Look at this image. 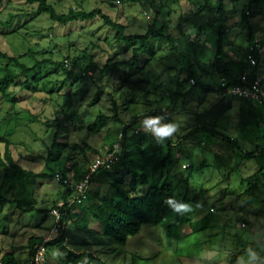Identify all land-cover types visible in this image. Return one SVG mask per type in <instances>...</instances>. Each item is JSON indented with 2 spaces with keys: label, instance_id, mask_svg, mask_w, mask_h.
<instances>
[{
  "label": "rangeland",
  "instance_id": "rangeland-1",
  "mask_svg": "<svg viewBox=\"0 0 264 264\" xmlns=\"http://www.w3.org/2000/svg\"><path fill=\"white\" fill-rule=\"evenodd\" d=\"M202 1L163 0L168 31L176 38L179 50L188 56H191L190 47L181 35L191 42L195 41L199 54L209 57L215 50L217 26L204 27L199 31L187 22ZM249 1L224 0L227 28L225 52L229 61L246 59L243 50L248 46V26L242 20V13L247 10ZM48 2L58 12H66L69 8H100L113 20L126 26L125 34H144L149 20L146 14L153 16V11L145 2ZM248 21L262 49V64L259 63V67L261 64L264 71V0L252 8ZM138 44L117 42L114 30L98 17L61 26L47 15L36 13L35 6L26 4L24 0H0V51L17 57L27 66L36 65L34 70L21 75L16 84L8 89L7 98L0 95V135L10 141V151L18 164L35 172H47L45 159L51 143L55 141L58 153L52 156L49 166L56 175L61 176L60 171H65L69 177L75 169H88L97 158L103 157L110 145L118 140L123 125L132 122L128 134L135 129L152 132L156 136V144L162 146L160 149L157 147L155 152L144 153L149 166L148 181L138 186V194L164 182L172 186L176 198L186 194L191 199L199 189L206 190L197 204L192 200L186 204L187 208L181 215L187 218L185 223L177 222L175 216L165 219L164 224L176 222L175 233L181 235L180 239L168 236L164 225L144 224L138 233L121 243L114 241L106 232L93 234L67 223L65 246L73 252L86 253L76 264H204V260H225L243 248L251 247L253 242H264V216L256 220L253 213L260 207L264 196V178L258 175L253 193L244 195L247 182H241V179L253 174L257 163L254 159L243 158L241 150L227 141L230 139L239 143L235 136L238 129L232 126L236 120L233 115L235 108L212 125L211 116L206 122V117L198 113L205 110L208 100L217 95L215 92H203L197 88L191 97H181L177 103H170L166 94L178 88L176 84L160 86L166 78L163 70L172 68L168 72L175 75L177 69L187 66V62L173 54L167 42L150 41L154 57L145 62L148 56L140 53L138 70L120 67L113 73L100 74L91 69L86 80H67L62 69L48 62H63L68 68L82 72L91 61L98 66H102L108 58L128 61L132 48ZM6 64L7 61L0 57V74ZM10 67L20 73L14 64ZM184 75L182 73L181 77ZM25 81L27 88L21 84ZM189 87L188 83H184L180 91ZM9 97L14 101H10ZM204 97L205 102L199 109L197 105L202 104L199 102ZM158 110L165 112L168 124L177 125L169 136L178 146L170 148L169 164L154 171L151 169L153 163L168 152L166 142L169 139L168 135L158 130L164 125L163 121L151 114ZM98 113L109 118L101 128L89 134L88 125ZM203 125L205 130L193 132L194 144L178 142V136ZM212 129L216 131L214 134ZM200 141L203 143L199 146ZM145 147L151 149L147 143ZM3 151L4 144L0 142V154ZM134 157L142 156L135 153ZM187 163L200 167L186 185L183 179ZM101 182L100 189L105 193L109 185ZM35 191L38 208L45 209L58 200L61 186L55 177L46 178L39 181ZM53 222L49 211L26 212L12 204L0 206V256L12 252L19 264H28L29 239L46 236ZM62 259L56 247L50 244L44 264H65ZM235 264H264V247H259Z\"/></svg>",
  "mask_w": 264,
  "mask_h": 264
},
{
  "label": "trees",
  "instance_id": "trees-1",
  "mask_svg": "<svg viewBox=\"0 0 264 264\" xmlns=\"http://www.w3.org/2000/svg\"><path fill=\"white\" fill-rule=\"evenodd\" d=\"M26 4L34 5L35 12L39 14H45L48 18L61 26H66L73 22H85L92 20L96 17L100 18L103 23L114 30V39L117 42H138L137 46L132 48V55L128 61H115L112 58H108L102 66H98L94 62L84 67L82 72H76L73 68H68L63 62H52L57 68L62 69L66 74V79L86 80L88 78V72L91 69H96L100 74L113 73L120 67H128L130 69L138 70L140 62V53L148 56L145 62L150 61L154 57V48L150 47V41L168 43L170 51L181 56L183 61L187 62V66L177 69L175 75H170L167 68L163 70L166 73V78L162 80L160 86L163 84H176V91H169L166 96L169 98L170 103L176 101L180 97H187L193 93L197 88L202 89L204 92L216 91L219 95L224 91V88L230 85L241 84L240 76L244 71H249L248 80H252L256 75L255 71L262 61L261 52H258L257 45L259 42L256 40L254 30L248 21V15L252 8L256 7L261 0H250L247 3V10L242 13V20L248 26L247 28V44L248 46L243 50V56L252 54L256 59V64L251 68L244 60L229 61L226 59L227 53L225 52L226 45V22H225V7L224 0H203L201 6L188 18L187 22L194 26L199 31L204 27L217 26L216 46L213 53L208 57L205 54L198 53V47L195 41H189L185 36L183 41L190 47L191 56L186 55L178 48L177 40L168 31V23L166 21L167 12L163 10L164 3L157 0H128L131 2H145L153 11V16L148 20L147 28L144 34H125V25L113 20L110 16L103 13L100 8H93L90 10H75L69 8L66 12H58L52 3L48 0H24ZM13 16V15H11ZM10 21L7 22L9 24ZM0 57L7 61L2 73L0 74V95L3 98H7V91L13 85L16 84L17 79L21 75H26L36 68V65L27 66L20 62L19 59L13 55L0 51ZM228 58V57H227ZM10 64H14L20 73L14 71ZM237 65L240 70L239 74H236L232 69ZM210 72H216L220 74V79L223 78L226 82L225 86H222L220 79L216 87H212L203 82L204 76ZM182 73L185 74L182 78ZM193 80V84L190 80ZM188 83L190 85L188 90L180 91L182 85ZM24 88L28 85L25 82L21 83ZM226 98V97H225ZM161 99V98H160ZM224 97L215 102L210 108L198 113L200 116H205L207 122L209 116L212 117V125L217 123V120L222 117L230 108L229 102H225ZM10 101H14L9 97ZM246 105H252L261 110L264 109V105L254 104L246 100H242ZM245 111V110H244ZM153 116L159 117L164 125H168V122L164 116L165 112L162 110L153 111ZM245 115V114H244ZM210 117V118H211ZM243 120V115H241ZM109 118L103 113H98L95 119L88 125V133L92 134L97 129L101 128L103 122ZM249 120V119H246ZM245 120V121H246ZM247 122V121H246ZM131 123L124 124L120 132L122 133L121 139H118L120 143V152L118 155V161L110 169L97 170L91 177L90 187L87 191L86 197L80 203H74L72 206L67 207L65 201L71 195L72 189L63 183L62 179L58 182L61 186V191L58 194V200L54 201L50 207L42 209L38 208V199L36 197V186L39 181L46 178H54L56 173L49 166V162L52 156L57 154L56 142L53 141L49 148V153L45 159V166L47 172H35L28 170L18 164L10 151V141L4 136L0 135V142L4 144V151L0 154V169L2 170V183L0 185V206L5 204H12L16 208L26 212H47L54 208L59 207L62 213V221L72 223L76 228L89 231L93 234H101L106 232L111 235L112 239L116 242H125L128 237L135 235L140 230L141 226L151 225L159 226L164 225L166 234L170 237L180 239L181 235L175 233L176 222L164 224L165 219L172 216L176 217V221L183 224L187 221L186 217H182V211L174 208L176 204H187L192 200L195 204L199 202L202 196L205 194V189H199L198 192L191 198L185 194L180 198H176L172 193V186L166 182L160 185H154L147 188L144 193L138 194V186L146 184L148 181L149 166L147 160L144 158V153L155 152L158 148L156 144V138L148 133L137 131L127 133ZM244 126H248L247 123ZM205 126L195 127L193 130L188 131L183 137L179 138L178 142H186L190 140L194 144L192 135L194 131L205 130ZM213 134L216 132L213 130ZM119 132V133H120ZM230 145L237 147L241 150V156L245 159H254L257 163V169L248 177L241 179V182L246 181L247 189L244 191V195L253 193L255 183L258 175L264 178V147H257L254 151H243L237 142L227 139ZM114 143V142H113ZM149 144L151 149L145 147V144ZM203 141H200L201 145ZM168 144H171L169 141ZM112 145V144H111ZM110 145V147H111ZM109 147V148H110ZM158 147V148H157ZM171 149L165 157L159 161H155L152 166V170L156 171L162 169L169 164ZM139 154L142 157H134V154ZM219 156V154H216ZM57 157V156H56ZM226 163V162H225ZM200 166L188 164L185 166L186 175L183 179L187 185L192 177V174L198 170ZM87 171H80L75 169L69 173L67 177L65 171H60L62 178H70V181L76 182ZM256 180V181H255ZM101 181H105L109 185L107 192L103 193L100 189ZM94 187H91L93 186ZM171 201V203H169ZM62 203L61 206L58 204ZM256 220H259L264 216V196L261 200V205L254 212ZM65 231L52 240L46 243V248L53 244L57 251L63 256L65 264H76L81 260L86 253L73 252L65 246ZM43 240L42 237H31L28 242V256L32 254V248L35 244L40 243ZM259 247H264V242H253L251 247L243 248L237 253L232 254L225 260L217 262H211L204 260V264H235L243 257L250 254L253 251H257ZM90 256V255H89ZM92 257V256H91ZM0 262L3 264H19L12 252H5L0 256Z\"/></svg>",
  "mask_w": 264,
  "mask_h": 264
},
{
  "label": "built area",
  "instance_id": "built-area-1",
  "mask_svg": "<svg viewBox=\"0 0 264 264\" xmlns=\"http://www.w3.org/2000/svg\"><path fill=\"white\" fill-rule=\"evenodd\" d=\"M146 17L150 19V15L146 14ZM258 52H262V49L257 45ZM246 62L249 67H253L256 64V59L252 54H247ZM249 71H244L240 76L241 84L230 85L224 88V91L220 94L221 97H236L242 100L249 101L254 104L264 105V78L260 75H255L250 81L248 80ZM90 74V72H88ZM193 84V80H190ZM222 86H225L226 82L223 78L220 79ZM134 132H137L135 130ZM122 133L118 134V139H121ZM120 143L116 141L112 143L111 147L101 158H97L87 169L84 175L76 182L70 181V178H62L60 175L55 176L56 181L62 179L63 183L72 189L71 195L66 199L65 203L67 207L72 206L74 203H80L85 199L87 191L90 187V180L92 175L102 169H110L118 161V155L120 152ZM59 206L62 203L58 204ZM51 216H53L54 222L52 224L49 233L43 237L40 243H37L32 248V254L28 258V264H44L46 259V243L52 240L54 237L61 235L66 230V223L62 221V213L59 207H54L50 210ZM0 264H3L0 262Z\"/></svg>",
  "mask_w": 264,
  "mask_h": 264
},
{
  "label": "crops",
  "instance_id": "crops-1",
  "mask_svg": "<svg viewBox=\"0 0 264 264\" xmlns=\"http://www.w3.org/2000/svg\"><path fill=\"white\" fill-rule=\"evenodd\" d=\"M244 61H246V59ZM261 64H260L261 67H259V65H258L255 73L264 78V71L262 69ZM232 70L236 74L240 73V70L238 69L237 65ZM209 79L211 81H208ZM219 79H220L219 73L210 72L208 75L204 76L203 82L206 83L207 85L212 86V87H216L218 85ZM212 91L215 92V94H217V95L214 96L212 99L208 100V104H207L208 106L206 105V107L204 109L210 108L212 105L215 104V102L217 100L220 99V95L216 91H214V90H212ZM208 92H210V91L208 90ZM192 95H193V93L187 97H191ZM187 97H183V98H187ZM205 99H206V97H204L202 100H200L199 104L200 103H202V104L200 106L197 105V107H199V109L203 105V103L205 102ZM223 100L225 102L230 103V105H231L230 109L235 108L234 109L235 113H233V115L235 116L236 120L234 122H232V126H234L238 129L235 136L238 139V142H239L238 144L243 149V151L251 152V151H254L257 147H260V146L264 147V109L261 110L260 108H257L255 106L246 105L243 101H241L239 98H236V97H227V98L224 97ZM177 101L178 100H176L172 103L175 104V103H177ZM241 115H243V120H241V118H242ZM246 119H249V120H246ZM245 123H247L248 126H244ZM137 131L142 132V130H137ZM188 131H190V130H188ZM188 131H186L184 134H181L180 136H178V138L183 137V135H185ZM145 133H148L149 135H152V136H154V138H156V136L152 132L151 133L145 132ZM169 141L171 142V144H168ZM187 142H191V141L188 140V141L182 142V143L184 144ZM166 144L168 146V149L172 148V147L177 148L176 146H178V145H176L175 142H172L170 136H169V139L167 140ZM246 144L250 147L246 148V146H245ZM188 164H191V163H187L185 166H187ZM85 170L86 169H84L82 171H85ZM158 170H160V169H158Z\"/></svg>",
  "mask_w": 264,
  "mask_h": 264
},
{
  "label": "clouds",
  "instance_id": "clouds-1",
  "mask_svg": "<svg viewBox=\"0 0 264 264\" xmlns=\"http://www.w3.org/2000/svg\"><path fill=\"white\" fill-rule=\"evenodd\" d=\"M176 128H177L176 124H168V125L160 126L158 130L163 131L164 134L166 135H170L172 132L176 130ZM169 203H171V201H169ZM174 208L179 210L181 208H187V205L186 204H176L174 205Z\"/></svg>",
  "mask_w": 264,
  "mask_h": 264
}]
</instances>
